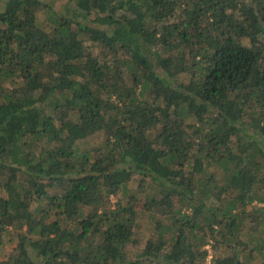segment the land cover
<instances>
[{
    "label": "trees",
    "instance_id": "16d2710c",
    "mask_svg": "<svg viewBox=\"0 0 264 264\" xmlns=\"http://www.w3.org/2000/svg\"><path fill=\"white\" fill-rule=\"evenodd\" d=\"M0 3V264H264V0Z\"/></svg>",
    "mask_w": 264,
    "mask_h": 264
},
{
    "label": "rangeland",
    "instance_id": "374dc122",
    "mask_svg": "<svg viewBox=\"0 0 264 264\" xmlns=\"http://www.w3.org/2000/svg\"><path fill=\"white\" fill-rule=\"evenodd\" d=\"M42 2L45 3L46 5V9H43V13H41V18L44 19L42 20L44 24L46 25H49V22H47L48 20V17H49V14H52L53 12V9L57 12H61L62 10H65L66 9V5L70 4L69 3V0H41ZM4 3H0V9L1 8H4ZM51 6V7H49ZM44 10H47V11H44ZM92 140V139H90ZM97 141V138L92 140L88 145H90L92 142H95ZM138 179H136V182H137ZM133 186V184H132ZM117 198H113V201H116ZM148 225L147 223H145V221L143 222L142 224V228H141V231H142V235L139 236V237H143L142 240H146V234H148L150 232V229L148 230V228H146L145 226ZM145 230V231H144ZM145 237V238H144ZM143 247V245H142ZM138 249H136V252H137ZM12 251V246H5V249H4V252L9 254L10 252Z\"/></svg>",
    "mask_w": 264,
    "mask_h": 264
}]
</instances>
